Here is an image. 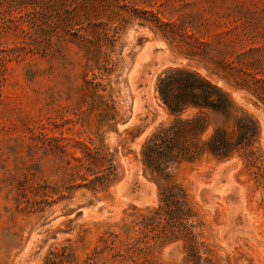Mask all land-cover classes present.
Here are the masks:
<instances>
[{"label":"rangeland","instance_id":"1","mask_svg":"<svg viewBox=\"0 0 264 264\" xmlns=\"http://www.w3.org/2000/svg\"><path fill=\"white\" fill-rule=\"evenodd\" d=\"M176 66L258 123L171 171L181 213L140 157ZM0 264H264V0H0Z\"/></svg>","mask_w":264,"mask_h":264},{"label":"trees","instance_id":"2","mask_svg":"<svg viewBox=\"0 0 264 264\" xmlns=\"http://www.w3.org/2000/svg\"><path fill=\"white\" fill-rule=\"evenodd\" d=\"M155 91L172 119L159 125L143 142L141 162L160 189L165 207H175V212L181 213L184 194L169 183L171 171L204 153L226 159L247 149L256 140L258 123L240 111L225 90L189 68L176 66L162 71L156 78ZM188 110L193 113L181 117ZM215 117L222 119V125L213 126L203 138Z\"/></svg>","mask_w":264,"mask_h":264}]
</instances>
